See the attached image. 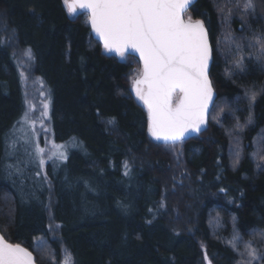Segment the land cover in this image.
I'll return each instance as SVG.
<instances>
[{
    "label": "trees",
    "instance_id": "trees-1",
    "mask_svg": "<svg viewBox=\"0 0 264 264\" xmlns=\"http://www.w3.org/2000/svg\"><path fill=\"white\" fill-rule=\"evenodd\" d=\"M244 3L190 8L212 43L217 99L203 131L162 142L132 87L140 62L107 51L87 13H69L64 0H0L3 237L37 264L69 254L72 264H264L248 255L264 257V0H253L254 10ZM25 75L49 89L56 142L79 143L56 169H29V192L3 165L7 134L26 108Z\"/></svg>",
    "mask_w": 264,
    "mask_h": 264
},
{
    "label": "snow or ice",
    "instance_id": "snow-or-ice-1",
    "mask_svg": "<svg viewBox=\"0 0 264 264\" xmlns=\"http://www.w3.org/2000/svg\"><path fill=\"white\" fill-rule=\"evenodd\" d=\"M192 2L64 0L69 13L77 8L89 12L92 29L101 37L106 50L122 57L126 53L139 54L143 69L133 80V89L147 108L149 131L165 141L179 140L189 129L199 131L214 95L209 75L213 50L208 33L202 21L183 15ZM243 9L254 10L253 0H245ZM257 43L261 52L258 59L264 58V35ZM240 62L237 59L236 65ZM175 96L179 97L178 103H174ZM255 98L256 93L252 92L250 102ZM43 152L44 149L37 148L38 154ZM60 155L63 158V153ZM248 255L252 260L264 259L258 257L255 249ZM0 264H33L32 255L0 237ZM65 264H72L70 254Z\"/></svg>",
    "mask_w": 264,
    "mask_h": 264
},
{
    "label": "rangeland",
    "instance_id": "rangeland-1",
    "mask_svg": "<svg viewBox=\"0 0 264 264\" xmlns=\"http://www.w3.org/2000/svg\"><path fill=\"white\" fill-rule=\"evenodd\" d=\"M25 56L29 65L30 59L27 55ZM138 76L136 70L135 73L131 74L132 87L133 80L137 79ZM24 82L27 97L26 108L22 115L21 124L15 126L13 136L11 133V139L8 141L11 147L10 152L14 151L19 161L13 162L9 168L16 169L13 175L14 184L24 187L26 192H29L35 182L33 177L29 176V169L35 170L34 175L43 174L46 163L51 164L56 169L57 164L64 163L69 154L79 148V143L75 139L56 142L51 119V95L47 92L42 81L36 77L25 75ZM37 148L44 149V152L38 154ZM239 148L238 141L231 146L230 154L231 158H234L232 159L233 163L239 160V152L237 151ZM61 153H63V158H61ZM41 160H43V164H41ZM23 172L26 174L25 176H22ZM256 253L258 257L261 256L257 251ZM55 264H65V257L59 259Z\"/></svg>",
    "mask_w": 264,
    "mask_h": 264
},
{
    "label": "water",
    "instance_id": "water-1",
    "mask_svg": "<svg viewBox=\"0 0 264 264\" xmlns=\"http://www.w3.org/2000/svg\"><path fill=\"white\" fill-rule=\"evenodd\" d=\"M196 1L197 0H193V2L191 3V5L186 9V11L184 12V17L185 18H187V13H188V11L190 10V8L196 3ZM77 9H79L80 11H82V12H85V13H87L88 15H89V26H90V29H91V33H92V36L96 39V40H98L102 45H103V47H104V43H103V40L101 39V37L92 29V26H91V22H90V14H89V12L86 10V9H80V8H77ZM76 9V10H77ZM205 27V26H204ZM205 29H206V27H205ZM206 31H207V33H208V30L206 29ZM208 38H209V43H210V46L212 47V44H211V41H210V37H209V34H208ZM212 50H213V48H212ZM109 52H111V53H114V54H117L115 51H109ZM126 54H128V53H126ZM128 55H131V54H128ZM212 55H213V52H212ZM131 56H133V57H135L139 62H140V65H141V72H142V69H143V64H142V61H140V59H139V54L137 53V54H135V55H131ZM212 63H213V59L210 61V65H209V69L211 70V67H212ZM140 72V73H141ZM209 75H210V71H209ZM139 77V76H138ZM137 77V78H138ZM210 80H211V78H210ZM211 83H212V81H211ZM212 88H213V93H214V95H213V99H212V101L209 103V106H208V111H207V114H206V120H205V123L204 124H202L201 126H200V129H199V131H194V130H191V129H189L187 132H185V134H184V137L183 138H181V139H179V140H186V139H189V138H191V137H193V136H195L196 134H198L199 132H201V131H203L204 129H205V127H206V125H207V122H208V117H209V113H210V110H211V108L213 107V104H214V102H215V100L217 99V93H216V91H215V89H214V87H213V84H212ZM178 101H179V97L178 96H175L174 97V103H178ZM142 102V101H141ZM141 105L144 107V109L146 110V112H147V117H148V111H147V108H146V106L143 104V102L141 103ZM148 126H149V120H148ZM159 140H161V141H165L163 138H161V139H159ZM173 140H168V141H165V142H172ZM175 141H178V140H175ZM0 237H3V235L0 233ZM3 239H4V241L6 242V243H8V244H11V245H20V244H17V243H10V242H8L4 237H3ZM22 248H24L25 250H27L28 252H30L26 247H24V246H22V245H20ZM31 253V255H32V261H33V264H37L36 263V261H35V256H34V254L32 253V252H30ZM208 264H212L211 262H208Z\"/></svg>",
    "mask_w": 264,
    "mask_h": 264
},
{
    "label": "bare ground",
    "instance_id": "bare-ground-1",
    "mask_svg": "<svg viewBox=\"0 0 264 264\" xmlns=\"http://www.w3.org/2000/svg\"><path fill=\"white\" fill-rule=\"evenodd\" d=\"M21 51V50H20ZM47 90V89H46ZM49 91V89L47 90V92ZM22 94H23V98H24V96H25V100H27V97H26V93H25V90H24V93H23V90H22ZM50 94V93H49ZM22 118L23 117H21V118H19V119H17L18 120V122H17V124H16V126L20 123L21 124V121H22ZM11 133H12V135H11ZM8 140H10L11 139V136H13V130L12 131H10L8 134ZM11 135V136H10ZM162 142H164V141H162ZM10 148L11 147H9V146H7L6 147V154H5V160H4V167L7 169V170H9V173H10V176L11 177H14L13 175H14V173H15V170L16 169H12V168H9L10 166H11V164L13 163V162H17V160H18V156L14 153V151H11L10 152ZM11 156V157H10ZM19 161V160H18ZM238 163V164H237ZM239 164H240V159L238 160V161H236L235 163H233V162H231V164H230V168L233 170L234 169V167L237 169L238 168V166H239ZM235 169V170H236ZM22 174H24V172L22 173ZM10 182H12V180H9ZM207 253H205L204 252V257H205V255H206Z\"/></svg>",
    "mask_w": 264,
    "mask_h": 264
}]
</instances>
